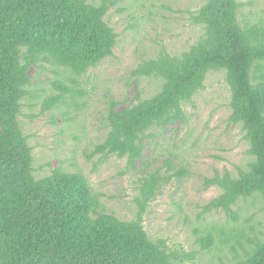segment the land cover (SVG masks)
<instances>
[{
    "label": "trees",
    "instance_id": "16d2710c",
    "mask_svg": "<svg viewBox=\"0 0 264 264\" xmlns=\"http://www.w3.org/2000/svg\"><path fill=\"white\" fill-rule=\"evenodd\" d=\"M109 2L0 0V264H199V252L225 248L229 254L219 264H264L263 232L253 218L243 223L238 210L242 201L264 203V19L243 14L254 0H203L188 12L202 31L198 39L181 54L161 49L142 58L132 71L136 84L154 79L156 92L129 106L108 101L107 132L86 157H100L97 166L111 156L126 159L122 174L136 175L132 220L107 209L104 195L79 172L59 167L35 175L39 168L20 121L23 103L44 94L39 116L58 112L66 122L74 118L66 120L63 109L78 113L88 106L82 79L118 46V34L105 20L114 5ZM44 72L54 76L46 78L51 90L40 87ZM211 74L224 75L228 123L241 128L251 159L236 175L225 169L203 177V190L221 193L197 216L200 251H187L151 239L144 216L166 186L191 174L185 150L171 141L176 127L188 123L185 108ZM166 137L172 150L161 147L156 166L158 158L146 152ZM213 213H223L224 223L207 222Z\"/></svg>",
    "mask_w": 264,
    "mask_h": 264
},
{
    "label": "rangeland",
    "instance_id": "374dc122",
    "mask_svg": "<svg viewBox=\"0 0 264 264\" xmlns=\"http://www.w3.org/2000/svg\"><path fill=\"white\" fill-rule=\"evenodd\" d=\"M110 2L114 5L105 20L118 34V46L112 57L82 79L83 88L89 93L84 99L88 106L78 113L73 107L63 109L67 113L66 120L74 118L71 122L63 121L58 112L39 116L44 96L40 94L35 100L28 99L23 103L25 107L22 108L20 121L33 148L35 168H39L35 170V175L43 177L59 167L69 172H79L89 180L96 192L104 195L102 201L107 209L123 220H132L136 175L122 174L127 171L126 159L111 156L97 166L100 157L89 161L86 155L107 132L105 118L109 100L129 106L156 92L158 85L154 79H141L136 84L132 76V71L142 58H153L161 49L173 55L181 54L198 39L202 31L191 24L189 13L199 9L203 0ZM254 2V6L248 7L243 14L252 21L264 19V0ZM42 76L40 87L51 90L46 78H54L53 74L44 72ZM229 100L230 92L224 75L211 74L206 89L194 99L193 105L185 108L188 123L176 127L179 134L174 136L171 143L185 150L191 174L166 186L163 194L150 205L144 216V227L151 239L164 238L172 248L182 246L187 251H200L194 233L197 216L202 213L205 204L221 193L218 188L203 190V177H212L215 171L223 172L225 169L236 175L237 168L245 166L251 159L248 155L249 145L244 140L241 128L228 123L231 114ZM29 105L35 107L30 109ZM31 115L36 117L29 118ZM167 139L153 141L146 152L152 160L158 158L156 166L162 163L158 156L162 153L161 147L172 150L173 145L167 143ZM156 143H160L158 148ZM263 207V202L253 206L242 201L238 210L243 223L253 218L252 222L263 232L264 239V211L257 212L258 208ZM206 218L207 222L218 225L226 220L223 213H213ZM226 250L199 252L197 262L219 264V258L229 254ZM224 263H227L225 258Z\"/></svg>",
    "mask_w": 264,
    "mask_h": 264
}]
</instances>
